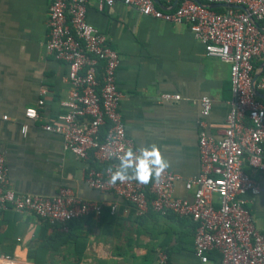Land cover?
Segmentation results:
<instances>
[{
  "label": "crops",
  "instance_id": "0c3cea01",
  "mask_svg": "<svg viewBox=\"0 0 264 264\" xmlns=\"http://www.w3.org/2000/svg\"><path fill=\"white\" fill-rule=\"evenodd\" d=\"M156 4L166 7L162 1ZM49 5L50 0H0V116L8 115L0 117V149L9 167V186L40 195L70 187L103 209L99 215L73 221L69 235L51 247L45 264H155L158 249L166 250L169 264H203L193 253L190 219L152 211L140 217L114 194L92 190L85 171L94 161L65 150L59 135L41 128L63 110L60 100L70 88L66 64L45 49ZM87 20L120 55L119 111L136 147L155 145L167 160V169L182 179L198 175L200 98L212 99L204 130L219 138L232 95L229 65L208 56L187 24L142 15L120 1L102 10L90 6ZM163 94L180 97L163 99ZM39 99L44 100L37 107L40 118L30 122L23 135L25 108L36 107ZM175 193L191 197L182 181L176 183ZM113 203L117 208L111 212ZM251 209L257 228L264 231V191L253 199ZM53 232L35 215L0 211V255L34 264L28 251ZM211 254L206 264H218L216 254Z\"/></svg>",
  "mask_w": 264,
  "mask_h": 264
},
{
  "label": "built area",
  "instance_id": "2783aa9c",
  "mask_svg": "<svg viewBox=\"0 0 264 264\" xmlns=\"http://www.w3.org/2000/svg\"><path fill=\"white\" fill-rule=\"evenodd\" d=\"M115 1L142 15L187 24L208 56L229 65L232 95L219 138L204 130L212 99L208 95L200 98V172L194 177L182 179L166 169L158 179L153 175L147 185L135 180L109 183L108 169L115 171L120 165L118 156L129 148L138 154L139 149L127 134L119 111L122 93L116 72L120 55L106 35L87 20L90 6L102 10ZM158 1L166 7H159L155 0H50L45 49L66 64L70 88L60 100L63 110L41 128L59 135L65 150L94 161L85 171V182L92 190L114 194L131 204L140 217L152 211L190 219L194 223L193 253L203 264L210 262L211 253L216 254L218 264H264V231L257 228L251 209L253 199L264 191V100L255 93L256 89L264 95V70L253 80L264 63V0ZM214 3L245 8L217 10ZM43 103L39 99L36 107L25 108V121L20 126L23 135L30 122L39 120L37 107ZM0 117L8 119V115ZM8 173L5 153L0 149V211L10 209L64 223L62 229L66 230L67 221L99 215L103 209L98 201L83 199L65 186L53 195L19 193L9 186ZM178 181L191 191L190 198L175 193ZM116 208V203L110 205L111 212ZM0 264L27 263L0 255ZM155 264H169L165 250L156 251Z\"/></svg>",
  "mask_w": 264,
  "mask_h": 264
},
{
  "label": "clouds",
  "instance_id": "9594fccd",
  "mask_svg": "<svg viewBox=\"0 0 264 264\" xmlns=\"http://www.w3.org/2000/svg\"><path fill=\"white\" fill-rule=\"evenodd\" d=\"M256 114H253L255 117ZM120 165L115 171L110 167L108 172L111 174L109 183L115 184L117 181L124 183L135 180L142 185H147L153 178H160L161 174L169 167L167 160L162 157L159 149L151 147H140L137 152L131 148L127 149L122 155L118 156ZM132 170L131 172L129 170ZM131 173V174H130Z\"/></svg>",
  "mask_w": 264,
  "mask_h": 264
},
{
  "label": "trees",
  "instance_id": "16d2710c",
  "mask_svg": "<svg viewBox=\"0 0 264 264\" xmlns=\"http://www.w3.org/2000/svg\"><path fill=\"white\" fill-rule=\"evenodd\" d=\"M216 9L220 10L221 7H217ZM104 132H105V129H103V133ZM77 219H80V218H77ZM77 219H72V220L67 221L65 223L67 226L66 230L62 229L64 226V223H51L48 220L43 219L44 222L46 223V226L52 227L54 229V232L46 236V238L42 240L36 248L28 251V254H27L28 259L34 264H45L47 262V254L51 250V247L57 246L62 243L63 238H66L69 235L72 222L76 221ZM210 256H212V254Z\"/></svg>",
  "mask_w": 264,
  "mask_h": 264
},
{
  "label": "water",
  "instance_id": "95a60500",
  "mask_svg": "<svg viewBox=\"0 0 264 264\" xmlns=\"http://www.w3.org/2000/svg\"><path fill=\"white\" fill-rule=\"evenodd\" d=\"M195 1L200 2V0H195ZM155 2L157 3L158 0H155ZM226 6H228V7H234V8H241V9H244L245 8L243 5L230 4V3H214L212 5V7H214V8H217V7H226ZM263 70H264V63H262L259 66V71H257V72L254 73V76H253V80L254 81L256 80V78L258 77V75L260 74V72L263 71ZM255 93H256V95L258 97H260L261 99L264 100V95L260 91H258V90L255 89Z\"/></svg>",
  "mask_w": 264,
  "mask_h": 264
}]
</instances>
